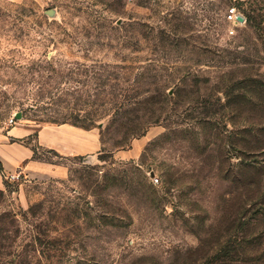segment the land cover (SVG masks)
Wrapping results in <instances>:
<instances>
[{"label":"rangeland","instance_id":"rangeland-1","mask_svg":"<svg viewBox=\"0 0 264 264\" xmlns=\"http://www.w3.org/2000/svg\"><path fill=\"white\" fill-rule=\"evenodd\" d=\"M252 126L264 0H0V225L24 264H264Z\"/></svg>","mask_w":264,"mask_h":264},{"label":"trees","instance_id":"trees-1","mask_svg":"<svg viewBox=\"0 0 264 264\" xmlns=\"http://www.w3.org/2000/svg\"><path fill=\"white\" fill-rule=\"evenodd\" d=\"M250 134L255 135L253 138H255L256 143L251 145L250 147V153L253 157H255L254 154L260 155L264 152V143L261 142L259 139L262 138L264 133V126H252L249 129ZM250 170L256 171L261 166L264 167V161L261 162L260 160L252 159L248 163ZM0 169H3V165L0 162ZM36 210L37 207L35 205L29 207L26 211H24L25 219L27 217H36ZM17 215L11 214L10 217H8V224L7 227L0 225V264H24L22 256L23 251L26 250V245L19 243V239L21 236V227L18 225L15 221ZM18 225V226H16ZM16 226V227H14ZM38 225L35 226V231L32 232L29 236L32 239V246H35L36 248L34 251H41L43 240H41V230L37 229ZM1 249H4L2 251ZM9 258V259H8Z\"/></svg>","mask_w":264,"mask_h":264},{"label":"built area","instance_id":"built-area-1","mask_svg":"<svg viewBox=\"0 0 264 264\" xmlns=\"http://www.w3.org/2000/svg\"><path fill=\"white\" fill-rule=\"evenodd\" d=\"M239 14L241 13H239L236 6H231L226 13V21L230 23L228 27L230 33H234L236 26L242 24V22L237 19V16ZM156 181H158V178L156 179Z\"/></svg>","mask_w":264,"mask_h":264},{"label":"crops","instance_id":"crops-1","mask_svg":"<svg viewBox=\"0 0 264 264\" xmlns=\"http://www.w3.org/2000/svg\"><path fill=\"white\" fill-rule=\"evenodd\" d=\"M31 129H32V126L27 124L26 126H23L20 130L13 131V133L18 134V135H22V136H27V135L31 134ZM13 133H11V134H13ZM0 157H2V155ZM4 159L2 158L3 161H4ZM19 159H20V157L17 156L16 161H19ZM7 162H9L8 158H7ZM1 179H0V186L2 185V180Z\"/></svg>","mask_w":264,"mask_h":264},{"label":"water","instance_id":"water-1","mask_svg":"<svg viewBox=\"0 0 264 264\" xmlns=\"http://www.w3.org/2000/svg\"><path fill=\"white\" fill-rule=\"evenodd\" d=\"M237 19H238L240 22H244V21H245V17H244L242 14H239V15L237 16ZM20 116H21L20 113H17V114H16V117H17V118L20 117Z\"/></svg>","mask_w":264,"mask_h":264}]
</instances>
